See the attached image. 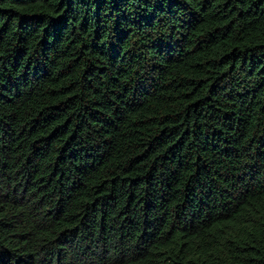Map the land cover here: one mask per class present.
<instances>
[{
  "label": "trees",
  "instance_id": "1",
  "mask_svg": "<svg viewBox=\"0 0 264 264\" xmlns=\"http://www.w3.org/2000/svg\"><path fill=\"white\" fill-rule=\"evenodd\" d=\"M0 264H264V0H0Z\"/></svg>",
  "mask_w": 264,
  "mask_h": 264
}]
</instances>
